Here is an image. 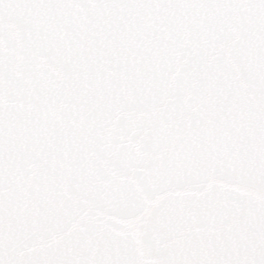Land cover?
Segmentation results:
<instances>
[{
  "label": "snow or ice",
  "instance_id": "snow-or-ice-1",
  "mask_svg": "<svg viewBox=\"0 0 264 264\" xmlns=\"http://www.w3.org/2000/svg\"><path fill=\"white\" fill-rule=\"evenodd\" d=\"M0 264H264V0H0Z\"/></svg>",
  "mask_w": 264,
  "mask_h": 264
}]
</instances>
